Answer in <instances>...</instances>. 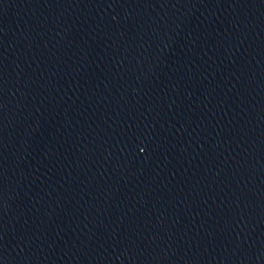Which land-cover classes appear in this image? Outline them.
Segmentation results:
<instances>
[{
  "label": "water",
  "instance_id": "95a60500",
  "mask_svg": "<svg viewBox=\"0 0 264 264\" xmlns=\"http://www.w3.org/2000/svg\"><path fill=\"white\" fill-rule=\"evenodd\" d=\"M0 264H264V0H0Z\"/></svg>",
  "mask_w": 264,
  "mask_h": 264
}]
</instances>
